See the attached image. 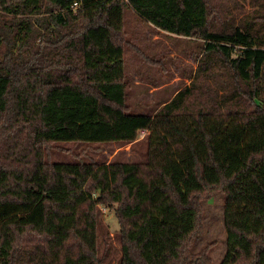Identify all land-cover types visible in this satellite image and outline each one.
Returning a JSON list of instances; mask_svg holds the SVG:
<instances>
[{
	"label": "trees",
	"instance_id": "1",
	"mask_svg": "<svg viewBox=\"0 0 264 264\" xmlns=\"http://www.w3.org/2000/svg\"><path fill=\"white\" fill-rule=\"evenodd\" d=\"M129 7L202 42L191 86L155 112L127 105ZM142 130V161L43 152ZM217 188L222 264H264V0H0V264H108L100 204L120 226L116 264H194L187 242Z\"/></svg>",
	"mask_w": 264,
	"mask_h": 264
},
{
	"label": "rangeland",
	"instance_id": "2",
	"mask_svg": "<svg viewBox=\"0 0 264 264\" xmlns=\"http://www.w3.org/2000/svg\"><path fill=\"white\" fill-rule=\"evenodd\" d=\"M121 35L126 41L128 108L158 111L180 90L191 86L197 60L203 55L201 41L161 30L140 18L130 7L125 11ZM146 148L147 137L132 143L57 142L46 146L43 152L50 162L108 164L115 159L142 161ZM225 198L221 188L201 196L197 231L191 234L186 246L187 262L222 264L227 251ZM98 208L102 232H108V235H99L101 254H108V264H116L122 255L123 243L118 219L114 208L103 204Z\"/></svg>",
	"mask_w": 264,
	"mask_h": 264
},
{
	"label": "built area",
	"instance_id": "3",
	"mask_svg": "<svg viewBox=\"0 0 264 264\" xmlns=\"http://www.w3.org/2000/svg\"><path fill=\"white\" fill-rule=\"evenodd\" d=\"M77 7H78V3L76 2L74 4V8L76 9ZM146 133H147V130H142L140 134V138H143Z\"/></svg>",
	"mask_w": 264,
	"mask_h": 264
}]
</instances>
